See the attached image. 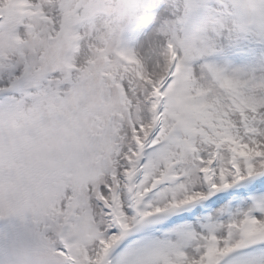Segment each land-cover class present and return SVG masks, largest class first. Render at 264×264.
<instances>
[{"label": "snow or ice", "instance_id": "snow-or-ice-1", "mask_svg": "<svg viewBox=\"0 0 264 264\" xmlns=\"http://www.w3.org/2000/svg\"><path fill=\"white\" fill-rule=\"evenodd\" d=\"M249 37L264 0H0L4 238L31 264H264V61L227 63Z\"/></svg>", "mask_w": 264, "mask_h": 264}, {"label": "rangeland", "instance_id": "rangeland-1", "mask_svg": "<svg viewBox=\"0 0 264 264\" xmlns=\"http://www.w3.org/2000/svg\"><path fill=\"white\" fill-rule=\"evenodd\" d=\"M172 0H169L171 4ZM227 51V48H225ZM240 57H249V59H240ZM216 59L220 63V58ZM264 61V47H261L253 37L243 40L239 43L236 50L228 58L227 63L234 68L255 67L258 63Z\"/></svg>", "mask_w": 264, "mask_h": 264}, {"label": "clouds", "instance_id": "clouds-1", "mask_svg": "<svg viewBox=\"0 0 264 264\" xmlns=\"http://www.w3.org/2000/svg\"><path fill=\"white\" fill-rule=\"evenodd\" d=\"M8 231L5 223H0V264H31V258L26 254V247H35L37 241H30L27 245H22L14 240L5 239L4 235Z\"/></svg>", "mask_w": 264, "mask_h": 264}]
</instances>
